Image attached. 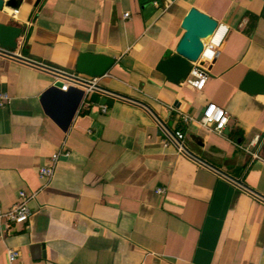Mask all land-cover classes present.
<instances>
[{
	"label": "crops",
	"instance_id": "1",
	"mask_svg": "<svg viewBox=\"0 0 264 264\" xmlns=\"http://www.w3.org/2000/svg\"><path fill=\"white\" fill-rule=\"evenodd\" d=\"M191 9L228 29L202 91L157 69ZM263 12L264 0H23L0 11L22 30L6 49L14 57L0 54L11 98L0 108V207L37 193L28 223L0 241V264L10 247L22 264H264V147L262 160L243 150L264 134V95L241 90L250 71L264 76ZM83 53L116 62L100 79L108 93H88L65 132V108L44 100L56 75L29 61L77 74ZM212 104L230 117L224 135L199 124ZM179 130L204 162L167 142ZM64 144L70 155L44 186L39 169Z\"/></svg>",
	"mask_w": 264,
	"mask_h": 264
},
{
	"label": "built area",
	"instance_id": "2",
	"mask_svg": "<svg viewBox=\"0 0 264 264\" xmlns=\"http://www.w3.org/2000/svg\"><path fill=\"white\" fill-rule=\"evenodd\" d=\"M16 13L18 10H14ZM128 17V15H126ZM224 30V35L219 42H216L214 35L218 30ZM228 29L225 25L219 24L215 33L210 37L211 39L204 43L203 52L197 62L192 63V69L186 79L182 81V85H186L194 90L202 91L209 78V68L217 59L220 49L223 45L224 39ZM0 54L7 57H14L12 52L0 48ZM31 64L36 65L40 68L49 70L56 75V81L63 84L61 89L63 92H68L71 87H76L82 89L85 92L83 101L85 100L88 93L91 92H101L107 93L100 86V79L102 78H89L86 76L73 74L61 69L53 68L42 63L35 61H29ZM11 103V98L5 93L0 91V108H4ZM102 111L107 112V107L103 106ZM194 119L187 115L182 116V121L185 124L192 122ZM230 122V117L228 113L221 107L216 104L209 105L206 111L203 114V117L199 121V124L209 129L219 135H224L226 129L228 128ZM167 142H174L180 153H185L184 146L182 141L185 139V134L183 131H176L175 134H170L166 132ZM264 147V134L255 135L250 144L247 147H244L243 150L252 156L253 160H262L261 151ZM70 155L69 150L64 144L62 149L58 152L53 153L48 157L46 164L39 169V177L44 182L46 186L54 177L58 163L61 157H68ZM37 193L27 194L25 191L19 193L18 202L9 210L4 211L0 207V241L3 240L6 236L10 235L14 231L24 227L30 217L31 209L30 202L35 199ZM9 264H22L20 252L15 248H8L7 251Z\"/></svg>",
	"mask_w": 264,
	"mask_h": 264
},
{
	"label": "water",
	"instance_id": "3",
	"mask_svg": "<svg viewBox=\"0 0 264 264\" xmlns=\"http://www.w3.org/2000/svg\"><path fill=\"white\" fill-rule=\"evenodd\" d=\"M22 2L23 0H0V11L5 7L12 10H18L22 5ZM217 27L218 22L216 20L197 9H191L182 23V29L185 33L178 44L176 54L161 62L158 65V71L162 73L170 83L175 85L180 84L189 75L192 69V63L199 60L204 49L203 40L207 37H211L215 33ZM21 32L22 30L20 27L0 24V46L4 49H16L17 39L20 37ZM115 62V59L105 55L83 53L79 57L76 72L78 75L89 78H101L110 71L115 65ZM62 88L63 84L57 82L45 95L44 100L49 96L56 97L57 102L63 105L65 109L63 114L59 113V121L55 118L54 119L58 125L67 132L83 101L85 92L82 89L71 87L67 93L63 92L61 90ZM241 90L254 96L264 95V76L255 71H250L241 85ZM110 94L146 106L139 101L123 95L112 92ZM186 152L190 156L203 161L187 148ZM205 164L209 165L206 162ZM218 172L230 178L236 185L247 188L242 181L233 179L222 171L218 170Z\"/></svg>",
	"mask_w": 264,
	"mask_h": 264
},
{
	"label": "bare ground",
	"instance_id": "4",
	"mask_svg": "<svg viewBox=\"0 0 264 264\" xmlns=\"http://www.w3.org/2000/svg\"><path fill=\"white\" fill-rule=\"evenodd\" d=\"M221 32H223V35H224V30L223 29H221V30H218L217 32H216V34H218V33H221ZM215 34V35H216ZM215 35H214V39H215ZM207 38H209V37H207ZM217 42V41H216ZM219 42V41H218Z\"/></svg>",
	"mask_w": 264,
	"mask_h": 264
}]
</instances>
